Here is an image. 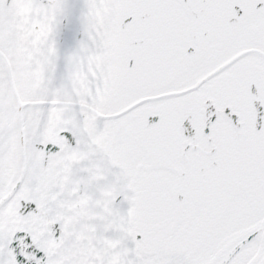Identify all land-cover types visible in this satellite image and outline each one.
Masks as SVG:
<instances>
[{
    "label": "snow or ice",
    "instance_id": "snow-or-ice-1",
    "mask_svg": "<svg viewBox=\"0 0 264 264\" xmlns=\"http://www.w3.org/2000/svg\"><path fill=\"white\" fill-rule=\"evenodd\" d=\"M0 264H264V0H0Z\"/></svg>",
    "mask_w": 264,
    "mask_h": 264
}]
</instances>
